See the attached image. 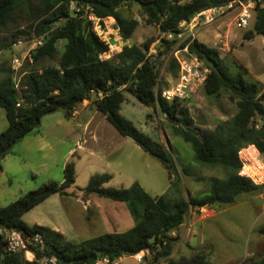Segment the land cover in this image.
<instances>
[{
    "label": "trees",
    "instance_id": "16d2710c",
    "mask_svg": "<svg viewBox=\"0 0 264 264\" xmlns=\"http://www.w3.org/2000/svg\"><path fill=\"white\" fill-rule=\"evenodd\" d=\"M230 1L233 0H0V28L8 29L14 14L25 10L30 14L31 23L27 29L14 31L15 40L20 34L29 35L32 32L44 37V44L32 55L33 63L27 62L32 67L24 73L18 88L11 67L2 70L0 107L6 110L9 124L0 132V162L4 157L2 152L39 127L45 115L64 110L68 117H73L78 107L89 100L121 135L144 143L145 149L163 163L171 179L175 161L167 148L139 131L121 114L124 91H129L143 103L162 110L166 118L176 125L183 139L192 144L198 161L222 166L228 172L225 179H210L207 194L192 196L189 200L184 197L174 200L166 196L153 197L139 183L127 188L105 187L112 176L96 173L90 178L86 192L127 203L136 224L125 232L106 233L74 243L61 232L29 225L22 218L26 211L49 196L69 194V188L76 182V164L69 161L65 165L62 182L51 180L8 205L0 206V228H17L26 235H40L43 243L38 246L36 256H56L59 264L61 258L70 260L71 264H92L100 258H108L109 264H113L123 256H134L143 250H149L152 258L150 263V258L146 256L145 264L163 259L168 264H208L200 253L187 260L170 259L174 244L179 239L171 232L185 222L191 207L233 204L241 194L264 192V185H257L239 175L241 163L238 159L239 149L247 144H255L264 154V86L259 81L244 78L242 74L230 73L219 51L196 39L200 51L191 53L199 59L209 55L219 67L217 72L209 66L211 71L204 85L205 93L218 96L221 91H228L238 107L231 119L220 121L212 131L200 133L193 127L194 119L181 100H167L161 91H157L160 83L158 60L168 58L179 44L177 34L183 22L191 21L203 10ZM132 4H138L146 21L156 25L163 34L156 53L151 52L153 41L149 40L141 45L126 44L114 57L101 58L109 46L94 32L89 16H114L122 37L127 41L139 21L127 18L121 8ZM255 12L256 20L253 29L244 34L246 39L256 34L264 36V0L258 3ZM60 42L64 45L59 61L36 66L52 58ZM189 42L180 43L179 48L184 49ZM12 43L8 45L12 46ZM170 69L178 77L179 62L173 55ZM95 92L98 96L92 100ZM260 233L264 234V226ZM0 252V264H32L25 260L23 254L7 253L1 234ZM251 264H264V255Z\"/></svg>",
    "mask_w": 264,
    "mask_h": 264
},
{
    "label": "rangeland",
    "instance_id": "374dc122",
    "mask_svg": "<svg viewBox=\"0 0 264 264\" xmlns=\"http://www.w3.org/2000/svg\"><path fill=\"white\" fill-rule=\"evenodd\" d=\"M24 11L14 14L8 29L0 28V77L3 69L11 67L14 57L24 56L28 51L29 44L8 45L15 40L14 31L27 29L31 23L30 14ZM121 11L127 18L139 21L131 39L124 41V45H141L151 40V52L156 53L163 36L159 28L146 21L138 4L125 5ZM234 20L235 13L231 12L216 24L202 29L196 39L216 48L225 59L230 73L242 74L248 80H258L264 86V36L256 34L250 39L244 38V34L253 29L256 12L246 29L237 28ZM219 32H223L224 42L219 43L221 37L216 38ZM20 36L27 34H20L18 38ZM191 38L189 32L185 31L179 37V44ZM223 43H227L226 46ZM179 44L168 58L158 60V92L171 88L178 80L170 69V58L180 49ZM63 45L64 42L58 43L55 55L36 66L56 64ZM183 56L191 58L195 54L179 53V57ZM27 62L21 73L31 69L32 64ZM124 95L121 114L139 131L166 147L175 161L171 179L159 159L133 138L121 135L86 100L83 104H89L75 117H68L64 110L45 115L41 125L23 137L13 151L3 157L0 162V206L8 205L51 180L62 182L66 163L73 161L76 164V182L69 188V194L63 196L55 193L49 196L26 211L22 218L29 225L57 230L67 240L81 243L106 233L125 232L136 224L127 203L86 192L90 178L96 173L112 176L105 187L127 188L139 183L153 197L166 196L172 200L201 197L209 192L211 178H227L228 172L224 167L210 166L196 159L192 144L183 139L176 125L166 118L158 106L143 103L129 91H124ZM182 102L194 119L193 127L200 133L214 130L220 121L231 119L238 111L236 101L225 90L218 96H209L203 87ZM89 119L90 124L86 127ZM8 124L6 110L0 107V132ZM203 208L189 209L186 219L191 222L187 224L183 241L179 244L177 260H187L198 253L208 264H251L261 259L264 255V234L260 233L264 226V192L244 193L233 204L218 203ZM178 238L176 243H179L181 236ZM146 256L152 263L150 253H146ZM113 264L141 263L129 255ZM154 264L168 262L163 259Z\"/></svg>",
    "mask_w": 264,
    "mask_h": 264
},
{
    "label": "built area",
    "instance_id": "2783aa9c",
    "mask_svg": "<svg viewBox=\"0 0 264 264\" xmlns=\"http://www.w3.org/2000/svg\"><path fill=\"white\" fill-rule=\"evenodd\" d=\"M261 0H233L229 3L211 7L198 13L191 21L181 24V31L177 34L182 37L185 31L189 32L192 37L190 42H195L198 33L206 27L215 24L227 14L234 12V25L237 28H248L252 23L253 13ZM93 21V30L105 42L109 49L101 55L103 59H110L117 53L121 52L124 47V38L122 37L120 27L114 16L99 18L94 15L89 16ZM172 37V35H168ZM220 42H224L221 37ZM29 44L28 51L24 56H16L12 59L11 69L14 72L16 87L20 86V82L24 73L20 70L23 68L26 61L33 63V53L37 48L44 44V37L37 36L34 32L27 36H20L13 42V46H22ZM226 46L227 43H223ZM218 46V45H216ZM190 53L188 46L184 49H178L175 52V57L179 62V76L177 82L169 89L161 92V95L167 100L179 99L185 101L191 95L197 93L204 87L208 75L211 71L210 67L198 57H179V53ZM20 106V103L17 104ZM76 113V112H75ZM238 159L241 163L239 175L251 179L257 185H264V154L255 144H247L241 147L238 151ZM201 210L204 208L201 207ZM0 234L5 243V250L9 254H23L26 261L32 264H59V258L56 256H48L42 254L36 256V250L43 243L40 235H26L17 228H0ZM146 253L149 250H143L134 255V258L139 263H144ZM4 264V263H2ZM89 264V263H78ZM92 264H109L108 258H100Z\"/></svg>",
    "mask_w": 264,
    "mask_h": 264
},
{
    "label": "water",
    "instance_id": "95a60500",
    "mask_svg": "<svg viewBox=\"0 0 264 264\" xmlns=\"http://www.w3.org/2000/svg\"><path fill=\"white\" fill-rule=\"evenodd\" d=\"M188 50L190 52H199L200 51V48L199 46L195 43V42H191L189 45H188ZM201 60L207 64L208 66H211L212 68H214L215 71L219 72V67H218V63L217 61L210 57L209 55H204ZM98 96V93L95 92L93 95H92V100H95ZM182 126H185L184 123H182ZM187 130H189L188 128H186ZM21 141V139H17L15 143H13L10 147H8L7 149H5L3 152H2V156H5L6 154L10 153L11 151H13L14 147L16 146V144H18L19 142ZM138 145H140L142 148H145V144L142 143L141 141H137ZM2 170V167L0 166V171ZM154 240V238H152V241ZM60 262L61 264H71L72 262L70 260H65L64 258H61L60 259Z\"/></svg>",
    "mask_w": 264,
    "mask_h": 264
},
{
    "label": "crops",
    "instance_id": "0c3cea01",
    "mask_svg": "<svg viewBox=\"0 0 264 264\" xmlns=\"http://www.w3.org/2000/svg\"><path fill=\"white\" fill-rule=\"evenodd\" d=\"M216 24V23H215ZM222 35H223V32H219L218 34H217V37L216 38H219V37H222ZM198 36H199V33H198ZM220 40L221 39H219V43H220ZM215 45H218V43H216ZM219 46V45H218ZM256 81H258V80H256ZM90 103V102H89ZM89 103H85V104H81L78 108V111H76V113H75V115L73 116V117H75L76 115H77V112H78V114H79V112L83 109V108H85ZM96 112H97V110H96ZM94 116V115H93ZM106 118V117H105ZM90 121H91V119H89L88 121H87V123H86V127H88V125L90 124ZM88 131H89V129H88ZM190 222L191 221H187V219L185 220V222L183 223V224H181L178 228H176L175 230H173L172 232H171V235L173 236V237H179V236H181V240L179 241V243H176L175 242V244H174V248H173V250H172V253H171V255H170V259H173V260H177V253H178V247H179V244L183 241V236L185 235V233H186V230H187V227H188V225L187 224H190ZM192 224V223H191ZM194 224H195V222H194ZM52 230H54V229H52ZM55 231H57V230H55ZM193 247H190V249H192ZM125 257H127V256H123V257H121L120 259H118L117 261H121L122 259H124ZM146 262V257H145V259H144V263Z\"/></svg>",
    "mask_w": 264,
    "mask_h": 264
}]
</instances>
